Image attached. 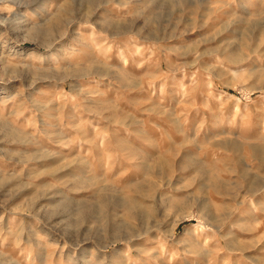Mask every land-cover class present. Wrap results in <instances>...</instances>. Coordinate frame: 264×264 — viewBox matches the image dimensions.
<instances>
[{"label": "rangeland", "instance_id": "obj_1", "mask_svg": "<svg viewBox=\"0 0 264 264\" xmlns=\"http://www.w3.org/2000/svg\"><path fill=\"white\" fill-rule=\"evenodd\" d=\"M2 216L0 264H264V0H0Z\"/></svg>", "mask_w": 264, "mask_h": 264}, {"label": "bare ground", "instance_id": "obj_2", "mask_svg": "<svg viewBox=\"0 0 264 264\" xmlns=\"http://www.w3.org/2000/svg\"><path fill=\"white\" fill-rule=\"evenodd\" d=\"M89 48V47H88ZM249 191H251L250 193H248V192H245V193H248L249 195H244L243 197H248V196H251L252 195V190H249ZM262 193V192H261ZM251 194V195H250ZM254 195V194H253ZM4 207V206H3ZM5 208V207H4ZM183 218H185V216L183 215V217H177V220H182ZM199 220V219H202L203 220V218H201V217H196V220ZM2 220H3V216L2 217H0V223H2ZM203 222V221H202ZM1 224H0V243L1 242H5L6 240H5V238H4V235H3V232L1 231ZM205 228V227H204ZM207 229V228H206ZM187 233V232H186ZM172 234H173V230H172ZM172 234H171V236H172ZM8 251V250H7ZM1 254V253H0ZM5 254V253H4ZM3 255V254H2ZM60 255H62L61 253H60ZM1 256V255H0ZM52 258V257H51ZM70 260L72 259V258H69ZM7 261V260H6ZM119 261V260H118ZM5 262L3 261L1 264H4Z\"/></svg>", "mask_w": 264, "mask_h": 264}]
</instances>
